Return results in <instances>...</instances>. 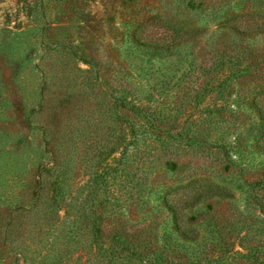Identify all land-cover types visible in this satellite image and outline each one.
Wrapping results in <instances>:
<instances>
[{
    "label": "rangeland",
    "instance_id": "374dc122",
    "mask_svg": "<svg viewBox=\"0 0 264 264\" xmlns=\"http://www.w3.org/2000/svg\"><path fill=\"white\" fill-rule=\"evenodd\" d=\"M256 12L264 0H0V264H264ZM125 118L169 146L134 141Z\"/></svg>",
    "mask_w": 264,
    "mask_h": 264
},
{
    "label": "trees",
    "instance_id": "16d2710c",
    "mask_svg": "<svg viewBox=\"0 0 264 264\" xmlns=\"http://www.w3.org/2000/svg\"><path fill=\"white\" fill-rule=\"evenodd\" d=\"M252 16H255L256 17V15H260L261 17H262V20H258V19H255L252 23H250V24H248L247 26L248 27H246V29L248 28L250 31H254V32H264V20H263V16L261 15V14H259V13H252L251 14ZM153 18V17H152ZM232 17H230V18H228V17H225V21H230V20H233V19H231ZM172 31L174 32V35L171 37V41H168V43L170 44V42H172V41H174V40H177L178 38H179V36H178V34H179V30H176V29H174V28H172ZM130 96H133V95H124L123 97H122V103H123V106L124 107H126L128 110H130V111H133L134 113H136L139 117H143V118H145L146 119V122L147 123H151V119H152V117H153V114H154V112H153V110L152 111H150V110H148V109H146L143 105H141L140 103H139V101H137V99L134 97V98H130ZM148 97V96H147ZM150 98V97H149ZM150 100H151V98H150ZM116 107H115V105L113 106H110L109 108H107L106 110H104V111H102V112H104L106 115H110L111 117H112V115H113V113H114V111L115 112H117L116 111ZM126 119V121H125V123L129 126V128H131V130H132V133H133V136H134V138H133V140L134 141H136V140H138L139 138H141V139H148V138H150V137H154V136H156V135H158V133H156V132H154L151 128H147V127H144V129L141 131V126H139V125H137V123H135L134 121H131V120H128V118H125ZM111 124V123H110ZM144 126V125H143ZM108 127L110 128V125H108ZM139 130H140V132H139ZM196 131H198L199 132V129L198 128H196ZM139 136H142V137H139ZM192 137V136H191ZM156 140H158L157 142H159L160 141V143H161V146H164L165 147V149L169 146V142L168 141H166V140H164V138H162L161 136H156ZM111 138H108V141L110 140ZM152 143H154L153 141L152 142H150L149 144H151L152 145ZM154 146V145H153ZM155 147H156V145H155ZM103 175V174H102ZM102 175H99L100 176V178H102ZM126 175H128V172H126ZM103 180V179H102ZM147 189H148V191H147V194H149L150 193V191H151V189L150 188H148L147 187ZM204 192H205V190L204 189H202V190H200L198 193H197V196L199 197V198H201L203 195H204ZM160 196L158 195V197H156V198H159ZM155 198V197H154ZM155 200V199H154ZM169 207L170 208H172V210L174 211V213H175V215L177 214V210H178V207L177 206H172V205H169ZM177 216V215H176ZM178 224V226H179V228L185 233V234H188L189 233V229H187V227L186 226H184V225H181L180 223H177ZM159 249L157 248V249H154L153 251H152V254H154L153 252H156V251H158ZM151 253V252H150ZM145 257V256H144ZM147 257V256H146ZM143 258V257H142ZM162 258V257H161Z\"/></svg>",
    "mask_w": 264,
    "mask_h": 264
}]
</instances>
